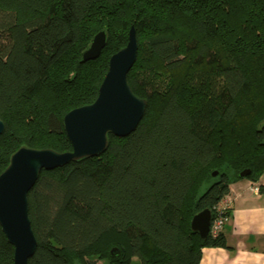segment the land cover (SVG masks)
<instances>
[{
	"label": "trees",
	"instance_id": "16d2710c",
	"mask_svg": "<svg viewBox=\"0 0 264 264\" xmlns=\"http://www.w3.org/2000/svg\"><path fill=\"white\" fill-rule=\"evenodd\" d=\"M132 26L143 118L101 155L41 172L29 264H200L229 246L193 216L264 172V0H0V175L22 147L72 151L64 117L97 99ZM101 30L107 46L83 62ZM0 264H14L1 225Z\"/></svg>",
	"mask_w": 264,
	"mask_h": 264
},
{
	"label": "water",
	"instance_id": "95a60500",
	"mask_svg": "<svg viewBox=\"0 0 264 264\" xmlns=\"http://www.w3.org/2000/svg\"><path fill=\"white\" fill-rule=\"evenodd\" d=\"M107 43L108 33L101 30L83 52L82 61L98 59ZM138 50L136 31L132 26L127 45L110 57L97 99L65 115L63 125L72 151L59 153L52 149L22 147L11 156L9 166L0 175V225L14 247V264H29L38 246L29 217L28 195L41 172L85 157L99 156L107 149L110 134L126 137L139 125L147 102L134 94L128 82ZM4 129L5 124L0 119V135ZM250 173V170H244L239 176L246 178ZM217 175V171L213 173V176ZM211 222L212 211L204 209L193 216L190 227L205 240Z\"/></svg>",
	"mask_w": 264,
	"mask_h": 264
},
{
	"label": "crops",
	"instance_id": "0c3cea01",
	"mask_svg": "<svg viewBox=\"0 0 264 264\" xmlns=\"http://www.w3.org/2000/svg\"><path fill=\"white\" fill-rule=\"evenodd\" d=\"M258 186L259 193L252 189ZM233 205L223 234L229 248H204L200 264H264V172L230 185Z\"/></svg>",
	"mask_w": 264,
	"mask_h": 264
},
{
	"label": "built area",
	"instance_id": "2783aa9c",
	"mask_svg": "<svg viewBox=\"0 0 264 264\" xmlns=\"http://www.w3.org/2000/svg\"><path fill=\"white\" fill-rule=\"evenodd\" d=\"M255 193H259L260 189L258 186L252 189ZM233 205V197L231 194L226 195L215 208V215L212 218L210 232L208 236L213 238L218 237L222 232L229 220L231 209Z\"/></svg>",
	"mask_w": 264,
	"mask_h": 264
},
{
	"label": "rangeland",
	"instance_id": "374dc122",
	"mask_svg": "<svg viewBox=\"0 0 264 264\" xmlns=\"http://www.w3.org/2000/svg\"><path fill=\"white\" fill-rule=\"evenodd\" d=\"M239 180H243V179H239ZM98 264H101V262H98ZM133 264H139L138 263V260L137 259H134Z\"/></svg>",
	"mask_w": 264,
	"mask_h": 264
}]
</instances>
